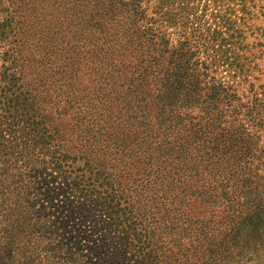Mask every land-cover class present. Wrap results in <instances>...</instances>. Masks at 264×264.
Wrapping results in <instances>:
<instances>
[{"label":"trees","instance_id":"trees-1","mask_svg":"<svg viewBox=\"0 0 264 264\" xmlns=\"http://www.w3.org/2000/svg\"><path fill=\"white\" fill-rule=\"evenodd\" d=\"M145 2L0 0V264H212L250 214L264 0Z\"/></svg>","mask_w":264,"mask_h":264},{"label":"rangeland","instance_id":"rangeland-1","mask_svg":"<svg viewBox=\"0 0 264 264\" xmlns=\"http://www.w3.org/2000/svg\"><path fill=\"white\" fill-rule=\"evenodd\" d=\"M145 6L148 9V18L143 24L151 21V0H146ZM263 71L252 74L250 83H255L256 91H261L260 86L264 85V64ZM219 77L223 74L219 73ZM248 83V87L249 84ZM151 177L148 181H152ZM244 197L249 202L250 214L241 221L227 219L226 222L218 224V231L214 234L216 244L212 257V264H264V181H246ZM211 246L205 248L209 250ZM195 256H199L196 254Z\"/></svg>","mask_w":264,"mask_h":264}]
</instances>
